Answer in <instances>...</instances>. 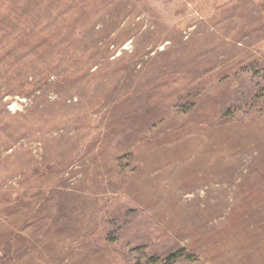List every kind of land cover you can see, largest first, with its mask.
<instances>
[{
    "label": "rangeland",
    "instance_id": "rangeland-1",
    "mask_svg": "<svg viewBox=\"0 0 264 264\" xmlns=\"http://www.w3.org/2000/svg\"><path fill=\"white\" fill-rule=\"evenodd\" d=\"M0 264H264V0H0Z\"/></svg>",
    "mask_w": 264,
    "mask_h": 264
}]
</instances>
